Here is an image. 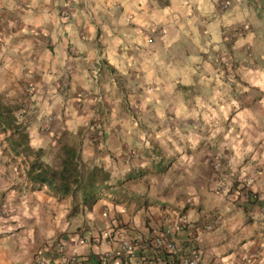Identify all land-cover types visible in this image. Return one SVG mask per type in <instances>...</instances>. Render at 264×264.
I'll use <instances>...</instances> for the list:
<instances>
[{
    "label": "crops",
    "instance_id": "0c3cea01",
    "mask_svg": "<svg viewBox=\"0 0 264 264\" xmlns=\"http://www.w3.org/2000/svg\"><path fill=\"white\" fill-rule=\"evenodd\" d=\"M88 2L58 4L61 30L66 18L73 24L74 35H54V24L26 25L6 7L19 3L26 10L23 0H0L1 107L12 112L17 125L26 127L33 148L56 152L65 143L78 147L85 166L103 169L114 186L93 209L82 206L74 212L70 199H55L46 189L32 192L12 160L6 164L0 158V264H8L4 255L9 246L23 253L17 264H36L34 256L40 250L46 264H70L72 256L79 264H102V256L119 253L123 241L135 238L142 243L159 236L175 242L184 254L199 253L198 264H264V164L254 159L264 158V127L253 120L254 116L259 119L257 112L264 115L259 103L264 94L253 89L257 95L242 105L239 114L231 112L225 125L205 123L202 115L191 114L193 98L204 85L190 89L191 85L176 84L166 92V85L157 81L159 73L149 78L142 67L145 56L156 51L144 48V38L152 45L162 44L164 37L176 34L179 24L143 28L135 22L143 12L139 7L129 13L133 18L127 25L120 24L128 11L125 4L138 5L140 0H115L111 17L101 12L77 24L73 13L83 11ZM157 6H170L169 0H149L150 11ZM229 6V0H218L216 12L223 15ZM10 21L16 22L15 28H9ZM196 31L200 47L207 45L206 51L199 52L201 62L210 64L224 83L234 74L239 82L241 74L236 73L242 65L255 72L264 61V32L254 24L248 29L221 25L216 46L209 43L212 37L204 24H197ZM17 32L21 34L14 36L6 52L4 40ZM125 32L130 38L121 34ZM250 32L252 42L236 50L237 39H247ZM14 47L18 51L11 56ZM180 49L187 56L197 46L188 38L180 42ZM181 59L177 54L166 62ZM8 60L11 64L5 68ZM97 65L101 72L96 79ZM17 66L21 72L13 79ZM213 86L214 82L207 87ZM244 86L248 87L246 82ZM189 91L191 95L186 94ZM55 98L59 103L52 107ZM45 108L51 109L49 114ZM216 127L222 131L213 137ZM229 132L244 140L242 148L248 147L250 138L252 151L230 170H217L219 162L228 161L224 156L234 155L225 148L220 156L217 149ZM98 229L106 231L101 238ZM58 236L59 242H48ZM58 245H64L65 251H57ZM140 251L153 264H172L171 257L155 253L146 243ZM124 259L116 256L109 264H124Z\"/></svg>",
    "mask_w": 264,
    "mask_h": 264
},
{
    "label": "clouds",
    "instance_id": "9594fccd",
    "mask_svg": "<svg viewBox=\"0 0 264 264\" xmlns=\"http://www.w3.org/2000/svg\"><path fill=\"white\" fill-rule=\"evenodd\" d=\"M63 0H23V3L27 4V9L22 7L19 3H8L6 7L15 12L19 16V20L23 21L26 25L34 24L37 27L41 25H47L49 23L55 25V33L63 35V32H68L74 35L73 24L69 23L65 18L64 23L66 27L63 31L60 28L61 21L57 19L56 7L61 4ZM79 2V0H78ZM218 0H169L170 6L159 7L157 6L154 10L149 9V0H140L138 5H127L125 8L128 9L119 20L120 24L127 25L128 20L132 19L133 16L129 15L133 8L139 7L143 9L141 16L135 20L137 24L141 27L155 30L156 27L162 23L168 24L174 27L175 24H179V30L176 34L168 39L163 38V43L158 45H152V42L144 38L143 44L144 48H155V53L151 51L147 56H145L144 63L142 65L143 70L148 73V77L151 78L157 72L159 76L157 81L163 82L166 85L164 91L170 92L176 84L191 85L190 89H197L200 85H204V89L200 90V94L196 95L193 99L195 100L194 110L192 115L203 116L205 123H211L215 121L216 125H225L228 115L235 111L239 114L242 105L246 101H250L253 95L257 93L253 92V89L258 88L261 94H264V61L257 67V70L253 72L251 68L245 69L243 65L237 69L236 74H241V79L238 82L235 80L234 75L229 77V83H224L219 76H216L215 72L211 71L210 64L202 63L199 57L200 51H206L207 45L200 47V35L196 31L197 24H204L207 28L208 34L212 37L209 43L213 46L218 45L219 42V29L223 25L225 27L230 25H242L245 29H248L250 24H254L259 32H264V0H258L257 4L251 2V0H229L230 6L228 10L223 13V15L216 12V4ZM93 3L95 6L93 7ZM75 7L76 5H71ZM50 8L52 9L50 11ZM24 11V15L20 16L19 11ZM37 10L34 12L33 10ZM90 9V12L88 11ZM111 9L112 11H108ZM116 11L115 0H89L86 4V8L81 11L77 9L73 13V20L78 24L81 19L84 21H90L93 14L104 12L106 15L111 17ZM87 13V14H86ZM258 16L261 17L258 19ZM207 18V19H203ZM183 21V22H181ZM115 22V21H113ZM16 22H9V28H15ZM89 30L95 32V28L89 23ZM104 30L107 32L108 28L105 26ZM192 34L189 37V34ZM17 32L13 36H9L4 40L5 51H8L7 45L14 39L15 35H20ZM47 35V32L44 33ZM126 39L130 38L128 34L121 33ZM190 38L192 42L197 46V49H193L190 55L184 56L182 50L180 49V42H187ZM253 36L251 32L249 33L247 39L243 36L237 39L235 44V49L238 50L243 47L246 43H251ZM140 42V41H138ZM151 45V47H150ZM28 49L26 48L25 51ZM18 51L17 48H12L10 55L15 56ZM181 56V61L177 63L166 62L169 57L175 59L176 55ZM150 57V58H149ZM238 59L243 60L242 56H237ZM210 59L212 57L210 56ZM11 64V60L5 64L7 68ZM31 68V65H27ZM134 66V65H133ZM203 69V70H201ZM231 70V69H230ZM13 79L19 77L21 72V67L17 66L14 70ZM223 73H221V76ZM211 89L207 87L208 85H213ZM247 83L248 87L244 86ZM235 85V88L232 86ZM244 92H249V97H243ZM13 93H9L12 95ZM191 95L189 91L186 93ZM59 103V99L55 98V104ZM189 104L192 103L190 99ZM260 106L262 111H264V98H261ZM45 114H49L51 109L45 108ZM187 109H182V113L186 112ZM257 119L255 116L253 120L256 121L257 125L264 127V115L261 112H257ZM238 123V121H237ZM249 127H251L249 125ZM222 131V127H216V131L213 132V137L217 135L218 132ZM247 137V134H245ZM244 140L239 136H233L231 132L224 136L223 140L219 141L217 144V149L219 150L220 156H224V149L230 148L234 155L224 156L225 159L229 161L228 167H233L238 163L243 162V158L246 154L252 151V140L249 138V143L247 148H242ZM254 159H260V163L264 164V158L254 157ZM31 233H29V236ZM51 235V234H49ZM23 253L18 252L11 246L6 250L4 258L8 264H17Z\"/></svg>",
    "mask_w": 264,
    "mask_h": 264
},
{
    "label": "trees",
    "instance_id": "16d2710c",
    "mask_svg": "<svg viewBox=\"0 0 264 264\" xmlns=\"http://www.w3.org/2000/svg\"><path fill=\"white\" fill-rule=\"evenodd\" d=\"M0 133L5 136L6 151L22 161V175L32 192L46 189L55 199H70L75 212L82 206L93 209L114 188L103 169L90 170L85 166L78 147L65 143L56 152L33 148L26 127L17 125L12 112L1 105ZM145 243L152 247V238ZM139 257L143 258V251Z\"/></svg>",
    "mask_w": 264,
    "mask_h": 264
},
{
    "label": "built area",
    "instance_id": "2783aa9c",
    "mask_svg": "<svg viewBox=\"0 0 264 264\" xmlns=\"http://www.w3.org/2000/svg\"><path fill=\"white\" fill-rule=\"evenodd\" d=\"M101 68L100 65H97L94 74L96 79L100 75ZM229 161L226 162L225 165L222 163H218L216 165V169H222L225 167L226 169L230 170L231 167H228ZM166 223H169L168 220H166ZM170 226V225H167ZM208 230H212L213 226H207ZM180 231H182V228H179ZM169 232H171V228H169ZM152 247H150L155 253L161 254L163 256H169L173 259L172 264H198L200 260V255L196 251H192L189 254H184L181 252V249L178 247V245L175 242L167 241L162 236L156 237L152 240ZM139 249L135 241L133 240H127L123 241L121 243L119 253H106L102 256V264H109L110 261L116 257V256H125L124 263L125 264H153L152 259H146L144 258L147 253H143V258L139 257ZM56 250L59 252L65 251L64 245H58L56 247ZM144 251V250H143ZM34 261L36 264H46V261L44 259V254L40 250L38 251L34 256ZM70 264H79L77 261L76 256H72L70 258Z\"/></svg>",
    "mask_w": 264,
    "mask_h": 264
},
{
    "label": "rangeland",
    "instance_id": "374dc122",
    "mask_svg": "<svg viewBox=\"0 0 264 264\" xmlns=\"http://www.w3.org/2000/svg\"><path fill=\"white\" fill-rule=\"evenodd\" d=\"M4 139H5V136L4 135H2L1 133H0V145H2L1 147V149H0V158L2 159V161H4V162H6V164H8L10 161H9V159H11L12 160V163H14L15 164V167H16V169H17V174H19V175H22V169H23V167H22V165H18V161H15L14 159H12V158H9L7 155V153L5 154V152H7L6 151V145H7V143L4 141ZM50 151V150H49ZM51 159V158H50ZM3 164V163H2ZM106 231H100V229H98V231H97V234L99 235V237L101 238V234L103 233H105ZM126 237H124L123 239H125ZM59 239H60V236H58V237H55L54 239H50V241H48V242H51L52 244H54L55 242H59ZM138 240H140V237L139 238H137ZM133 241H135V243L137 244V246H138V248L140 247V245L142 244V243H145V242H139V241H136V239L134 238L133 239ZM139 251H140V249H139Z\"/></svg>",
    "mask_w": 264,
    "mask_h": 264
}]
</instances>
